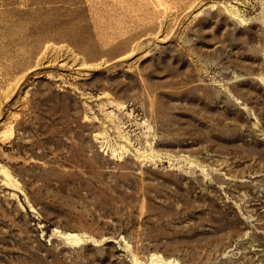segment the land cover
I'll use <instances>...</instances> for the list:
<instances>
[{
	"label": "rangeland",
	"instance_id": "obj_1",
	"mask_svg": "<svg viewBox=\"0 0 264 264\" xmlns=\"http://www.w3.org/2000/svg\"><path fill=\"white\" fill-rule=\"evenodd\" d=\"M0 264H264V0H0Z\"/></svg>",
	"mask_w": 264,
	"mask_h": 264
},
{
	"label": "bare ground",
	"instance_id": "obj_2",
	"mask_svg": "<svg viewBox=\"0 0 264 264\" xmlns=\"http://www.w3.org/2000/svg\"><path fill=\"white\" fill-rule=\"evenodd\" d=\"M1 109V108H0ZM1 112V111H0ZM2 119L1 115H0V120Z\"/></svg>",
	"mask_w": 264,
	"mask_h": 264
}]
</instances>
